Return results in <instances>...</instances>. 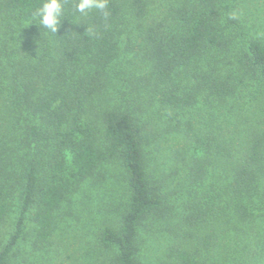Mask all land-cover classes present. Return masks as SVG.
Returning <instances> with one entry per match:
<instances>
[{"label":"trees","instance_id":"1","mask_svg":"<svg viewBox=\"0 0 264 264\" xmlns=\"http://www.w3.org/2000/svg\"><path fill=\"white\" fill-rule=\"evenodd\" d=\"M42 2L0 0V264H264V8Z\"/></svg>","mask_w":264,"mask_h":264},{"label":"clouds","instance_id":"2","mask_svg":"<svg viewBox=\"0 0 264 264\" xmlns=\"http://www.w3.org/2000/svg\"><path fill=\"white\" fill-rule=\"evenodd\" d=\"M65 0H43L39 7H36L31 12V19L27 20L28 24H35L39 28L45 29L47 32L56 35L61 22L64 20ZM109 8V0H75L74 9L75 13L86 15L90 9L100 11L105 18L109 16L107 9ZM77 18L74 22H78ZM87 32L90 33L91 29L87 27Z\"/></svg>","mask_w":264,"mask_h":264},{"label":"rangeland","instance_id":"3","mask_svg":"<svg viewBox=\"0 0 264 264\" xmlns=\"http://www.w3.org/2000/svg\"><path fill=\"white\" fill-rule=\"evenodd\" d=\"M240 2L243 1L246 6L251 7H258V8H264V0H239Z\"/></svg>","mask_w":264,"mask_h":264}]
</instances>
